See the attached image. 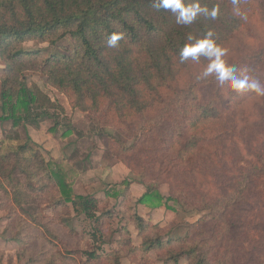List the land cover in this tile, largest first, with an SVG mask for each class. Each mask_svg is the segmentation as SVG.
I'll list each match as a JSON object with an SVG mask.
<instances>
[{
	"label": "trees",
	"instance_id": "1",
	"mask_svg": "<svg viewBox=\"0 0 264 264\" xmlns=\"http://www.w3.org/2000/svg\"><path fill=\"white\" fill-rule=\"evenodd\" d=\"M199 2L217 7L218 16H198L184 26L170 11L153 9L150 0H0V119L11 122L0 138V191L10 206H35L32 223L52 238L50 222L65 225L70 207L99 223L90 250L51 243L50 252L27 253L19 231L16 255L24 264H123L125 258L135 264H264V95L230 90L214 75L198 79L208 61L181 64L178 57L179 48L191 43L189 35L211 30L227 51L224 62L264 86L257 70L264 68V41L234 44L241 30L257 24L264 29V0H239L241 16L232 0ZM112 32L124 33L115 49L104 43ZM25 42L66 46L46 54ZM26 72L43 76L93 124L133 138L126 146L107 132L120 159L131 168V160L141 162L132 180L144 187L137 204L202 213L199 218L184 233L164 237L158 223L129 204L127 180L107 192L121 197L116 214L107 201L76 194L69 176L74 169L64 157H48L17 129L51 118L53 133L65 113ZM150 179L167 182L169 193ZM45 200L53 211L48 221L38 211ZM68 231L77 235L72 227ZM104 241L114 247L103 251Z\"/></svg>",
	"mask_w": 264,
	"mask_h": 264
},
{
	"label": "rangeland",
	"instance_id": "2",
	"mask_svg": "<svg viewBox=\"0 0 264 264\" xmlns=\"http://www.w3.org/2000/svg\"><path fill=\"white\" fill-rule=\"evenodd\" d=\"M259 25H253L251 28L241 30L234 44L242 45L245 42H251L252 44L258 41L263 42L264 29ZM249 35L252 37H249ZM24 46L27 49L36 47L45 48L46 54L62 53L64 51L62 48L66 46V42H62V46H52L48 43L25 42ZM2 68L3 63L0 61V74ZM257 70L264 79V68L258 66ZM25 74L28 80L36 82L52 100L57 101L64 108L65 113L59 116L58 121L60 124L53 133L48 131L49 127L53 125V120L51 118H45L38 125H27L26 129L22 126L18 127L17 129L21 136L24 137L27 133L31 138H34V141L37 143L40 142L39 145L48 154V157L58 158L57 160L64 157L65 163L67 164L66 167L71 166L74 169L73 172H70L69 176L72 179V188L76 194H88L98 198L100 202L107 201L108 208L116 214L121 197H112L107 192L119 190V188L124 186L122 185V181L127 180L130 182L129 188H127L129 204L133 210H139L136 200L139 198V194L144 192V187L132 180L138 178L137 172L141 168V162L131 160L132 164H136L134 168H131L127 161H124L123 158L120 159L116 155V147L107 132L111 133L114 138L126 146L132 144L133 138L124 136L118 129H103L102 126L93 124L86 112L72 109L66 97L46 84L43 76L31 72H26ZM68 124L70 131L67 130L66 135L62 136L63 131L68 129ZM10 128V121L0 119V138ZM47 133L50 134L49 136L51 138H49L53 143H43L42 141H45V139L41 140L39 138V136L47 137ZM57 145L60 146L59 149L56 148ZM55 148L58 150L56 156L51 154V151ZM148 182V184L158 187L162 194L167 195L169 193V185L167 182L160 183L152 179ZM256 207L258 209V206ZM70 208V215L63 217L65 220L63 223L65 225H61L56 221L50 222V228L55 233L56 239L52 238V235L39 227L37 223H32L29 213L35 209V206H10L9 200L0 191V264H24V260L18 259L16 255L18 244L15 237L19 231L22 232L21 235L24 238L26 248H28L27 253L50 252L52 248L51 243L57 246L58 249H63V246H65L68 249L90 250L96 243L92 240V232L95 227H99V223H95L80 211L72 207ZM38 211L44 215L43 221H48L46 216L50 217L53 214L47 200L39 206ZM175 213L172 218L167 219V227L164 228L159 224L164 237H173L184 233L188 225L198 219L202 214L198 212ZM96 214L98 215V212ZM120 222L119 216H114V226H118ZM20 225H26V228L21 230ZM68 227H72L77 232V235L70 234ZM129 228L132 230L133 240L135 243H138L140 238L137 236L136 230L132 225H129ZM103 234L104 238L107 239L104 232ZM112 247H114L112 242L104 241L102 243L103 251H108ZM151 257L153 258V254ZM128 263L135 264L126 258L123 259V264Z\"/></svg>",
	"mask_w": 264,
	"mask_h": 264
},
{
	"label": "clouds",
	"instance_id": "3",
	"mask_svg": "<svg viewBox=\"0 0 264 264\" xmlns=\"http://www.w3.org/2000/svg\"><path fill=\"white\" fill-rule=\"evenodd\" d=\"M238 3L239 0H232L234 13L241 16ZM150 4L156 11L161 9L170 11L175 15L176 23L184 26L191 25L198 16L216 19L219 13L217 7L202 6L199 0H191V2L188 0H150ZM123 39V32H112L106 34L104 43L108 48L115 49ZM188 40L191 43H185L178 50L179 62L183 64L189 60L199 62L202 57L206 59L207 66L197 77L198 79L214 75L220 85L227 83L230 90H252L259 95H264V86L256 79H250L247 75H238L235 66L227 65L224 62L223 57L226 55V49L217 44L211 30L206 31L199 38L189 35Z\"/></svg>",
	"mask_w": 264,
	"mask_h": 264
},
{
	"label": "crops",
	"instance_id": "4",
	"mask_svg": "<svg viewBox=\"0 0 264 264\" xmlns=\"http://www.w3.org/2000/svg\"><path fill=\"white\" fill-rule=\"evenodd\" d=\"M48 119V118H47ZM27 128V126H26ZM48 134V133H47ZM50 134L47 135V137H40L39 138L42 140V139H45V141H42L43 143H53L51 142L52 140H50ZM50 137V138H49ZM32 139L34 140V138L32 137ZM54 141V140H53ZM40 143V142H39ZM42 143V144H43ZM56 148H60L59 145L56 146ZM54 149L51 151V154H53L54 156H56V153H57V149ZM143 193V192H142ZM141 193V194H142ZM139 194V196L141 195ZM139 205V207H138ZM137 208H139V210L137 209V211L144 217H150L151 220L155 223H158L160 224L162 227H167L168 226V223H166L167 219L168 218H172L173 217V214H176L174 211L172 210H168L166 209L164 206H159V207H155V208H151L149 206H147L146 204H137ZM172 213V214H171ZM132 231V230H131ZM139 243V242H138ZM129 264V263H128ZM131 264V263H130Z\"/></svg>",
	"mask_w": 264,
	"mask_h": 264
}]
</instances>
